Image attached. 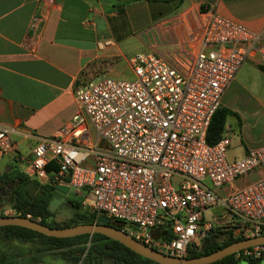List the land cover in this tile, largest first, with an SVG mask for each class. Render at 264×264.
Returning a JSON list of instances; mask_svg holds the SVG:
<instances>
[{"label":"built area","instance_id":"obj_1","mask_svg":"<svg viewBox=\"0 0 264 264\" xmlns=\"http://www.w3.org/2000/svg\"><path fill=\"white\" fill-rule=\"evenodd\" d=\"M198 14L187 51L173 59L138 51L129 58L131 78L102 76L78 87L82 110L51 136H37L29 157L17 155L27 175L75 188L83 207L122 221L141 242L175 256L201 246L216 227L234 235L264 229V145L228 159L226 136L206 139L242 62L255 57L264 66V24L254 30L216 11ZM14 134L27 136L0 125V155L16 149ZM51 161L56 165L48 171ZM256 169L261 176L232 186ZM214 206L229 216L228 226L205 220ZM263 252L258 244L235 256Z\"/></svg>","mask_w":264,"mask_h":264},{"label":"crops","instance_id":"obj_2","mask_svg":"<svg viewBox=\"0 0 264 264\" xmlns=\"http://www.w3.org/2000/svg\"><path fill=\"white\" fill-rule=\"evenodd\" d=\"M135 1L0 0V125L15 126L27 134L12 135L16 149L0 155V173L24 172L17 155L29 157L37 136H51L82 110L75 96L78 87L102 76L120 77L125 71L133 76L129 64L133 54L127 52L134 42L126 41L135 39L134 33L123 29L119 10ZM151 1L164 12L153 15L138 40L147 51L169 59L188 50L189 31L200 11H216L254 30L264 24V0ZM258 64L255 57L244 60L222 94L221 104L235 111L229 94L235 95L243 86L251 118L263 125L260 139L249 137L245 142L241 133L240 150L231 157L226 152L228 159L264 145V70ZM232 115L226 116L222 134L228 145ZM237 123L241 125L240 118ZM261 174L256 169L236 178L232 186L245 185Z\"/></svg>","mask_w":264,"mask_h":264},{"label":"trees","instance_id":"obj_3","mask_svg":"<svg viewBox=\"0 0 264 264\" xmlns=\"http://www.w3.org/2000/svg\"><path fill=\"white\" fill-rule=\"evenodd\" d=\"M258 66L264 70L262 64ZM229 113L236 114L223 104L214 112L206 134L209 143L216 142L222 136ZM55 165V161H51L47 166L48 171L54 169ZM1 188L5 191L0 205L8 204L13 210L11 214L30 216L55 227L94 222L97 219L94 212L81 205L80 199L68 197L66 201L71 207L70 216L63 222L55 221L51 218L50 202L58 194L57 190L67 191L68 188L41 183L19 169L0 173ZM4 211L0 210V215H5ZM110 224L125 228L120 220L111 218ZM216 229L219 230L206 237L201 246L190 247L186 256L201 255L245 237L243 233L234 235L230 228ZM259 233H264V229ZM47 256L59 260V264H161L97 232L56 237L19 225H0V264H48L45 260ZM207 264H264V252L259 256H235L234 252Z\"/></svg>","mask_w":264,"mask_h":264},{"label":"rangeland","instance_id":"obj_4","mask_svg":"<svg viewBox=\"0 0 264 264\" xmlns=\"http://www.w3.org/2000/svg\"><path fill=\"white\" fill-rule=\"evenodd\" d=\"M161 11L162 13L164 12L162 9L157 10L153 7L151 0H137L133 3H126L124 9L119 10V16H122L124 22L123 29L128 32L133 31L135 38H130L126 41V44L128 42H134L129 45V52H127L128 56L137 51H147L143 41L140 39V41L138 40V38H140L138 36H142L141 38H143V31L149 26L153 15H157ZM128 73L129 72L125 71L119 76L123 78H130L131 76ZM234 93L229 94L230 97H233L231 106L237 112V114L230 117L233 130L231 131V140L229 141L227 151L229 157L237 154L238 150H240L238 146L241 144V133L242 138H244V141L246 142L249 137L260 139L263 130L261 121L253 120L251 118L244 87L242 86V88H238L235 95ZM237 118H240L241 125L237 123ZM57 192L58 194L52 198L49 206L53 213L51 218L57 222H63L67 220L71 214V207L66 199L70 197L79 200L81 196L75 192V188L73 187H69L67 191L57 190ZM2 209L7 210L5 214H11L13 212L12 208H10L8 204L0 205V210ZM204 218L205 220H211L217 226L229 225V216L225 213L221 206H214L205 210ZM243 234L245 236H250L256 233L247 231ZM45 260L48 264H59V260H53L49 256H47Z\"/></svg>","mask_w":264,"mask_h":264},{"label":"water","instance_id":"obj_5","mask_svg":"<svg viewBox=\"0 0 264 264\" xmlns=\"http://www.w3.org/2000/svg\"><path fill=\"white\" fill-rule=\"evenodd\" d=\"M0 225H19L41 232L45 235L56 237H68L78 234H92L94 232L104 234L114 240L121 242L134 252L155 260L161 264H207L222 259L240 249L264 244V233L245 236L232 241L220 248L196 256H175L156 250L155 248L141 242L128 231L110 224V218L104 214L97 216L94 222L76 223L68 226H49L30 216L5 214L0 215Z\"/></svg>","mask_w":264,"mask_h":264},{"label":"flooded vegetation","instance_id":"obj_6","mask_svg":"<svg viewBox=\"0 0 264 264\" xmlns=\"http://www.w3.org/2000/svg\"><path fill=\"white\" fill-rule=\"evenodd\" d=\"M4 191H5L4 188H1V189H0V198H1V196L3 195Z\"/></svg>","mask_w":264,"mask_h":264}]
</instances>
